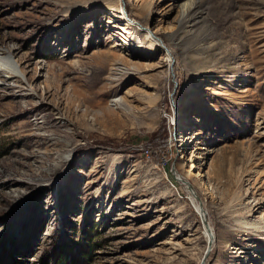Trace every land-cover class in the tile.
<instances>
[{
  "label": "rangeland",
  "instance_id": "374dc122",
  "mask_svg": "<svg viewBox=\"0 0 264 264\" xmlns=\"http://www.w3.org/2000/svg\"><path fill=\"white\" fill-rule=\"evenodd\" d=\"M0 264H264V0H0Z\"/></svg>",
  "mask_w": 264,
  "mask_h": 264
},
{
  "label": "bare ground",
  "instance_id": "6f19581e",
  "mask_svg": "<svg viewBox=\"0 0 264 264\" xmlns=\"http://www.w3.org/2000/svg\"><path fill=\"white\" fill-rule=\"evenodd\" d=\"M186 10H187V8H186ZM185 10V11H186ZM151 35L154 37V35L151 33ZM163 42V41H162ZM163 44H164V42H163ZM49 140V142H54V141H56L54 138H49L48 139ZM29 170H27V172H28ZM33 174V173H32ZM13 175H15V176H20V173L18 172V170H15L14 172H13ZM34 175V174H33ZM197 210L201 213V214H203L202 213V209L199 207V206H197ZM203 226H204V230L207 232V233H209L211 236H212V232H211V229L209 228V226L206 224V223H204L203 222ZM213 237V236H212ZM211 242H212V240H211ZM211 242L210 243H208L209 245L211 244Z\"/></svg>",
  "mask_w": 264,
  "mask_h": 264
},
{
  "label": "water",
  "instance_id": "95a60500",
  "mask_svg": "<svg viewBox=\"0 0 264 264\" xmlns=\"http://www.w3.org/2000/svg\"><path fill=\"white\" fill-rule=\"evenodd\" d=\"M204 223H206L207 224V222H204ZM212 234V233H211ZM209 247H210V245H208V249H209Z\"/></svg>",
  "mask_w": 264,
  "mask_h": 264
}]
</instances>
